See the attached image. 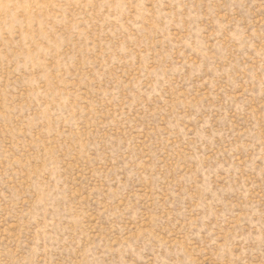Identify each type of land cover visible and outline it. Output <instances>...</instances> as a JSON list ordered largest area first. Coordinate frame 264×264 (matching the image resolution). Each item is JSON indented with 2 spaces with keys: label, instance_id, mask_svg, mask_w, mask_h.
Wrapping results in <instances>:
<instances>
[{
  "label": "rangeland",
  "instance_id": "1",
  "mask_svg": "<svg viewBox=\"0 0 264 264\" xmlns=\"http://www.w3.org/2000/svg\"><path fill=\"white\" fill-rule=\"evenodd\" d=\"M0 264H264V0H0Z\"/></svg>",
  "mask_w": 264,
  "mask_h": 264
}]
</instances>
